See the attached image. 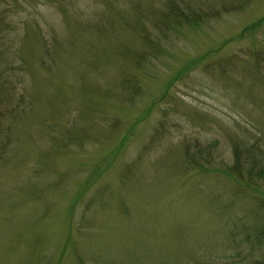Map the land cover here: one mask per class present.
I'll return each instance as SVG.
<instances>
[{"label":"rangeland","instance_id":"374dc122","mask_svg":"<svg viewBox=\"0 0 264 264\" xmlns=\"http://www.w3.org/2000/svg\"><path fill=\"white\" fill-rule=\"evenodd\" d=\"M173 1L1 3L0 264L243 263L264 0Z\"/></svg>","mask_w":264,"mask_h":264},{"label":"trees","instance_id":"16d2710c","mask_svg":"<svg viewBox=\"0 0 264 264\" xmlns=\"http://www.w3.org/2000/svg\"><path fill=\"white\" fill-rule=\"evenodd\" d=\"M6 0H0L1 3ZM167 15H171L175 20H182L186 18L187 13L183 12V9L174 3L173 0H167L166 4ZM0 10V21L2 20V14ZM196 11V10H194ZM219 11V10H217ZM200 12H194L196 17L189 18L193 21H198V15ZM183 17V18H182ZM246 58L244 61H249L251 66L258 72L257 60L264 53V44L259 50H246ZM235 59V57H234ZM222 72V71H221ZM223 73V72H222ZM0 90V96H1ZM7 92V90L5 91ZM0 103L7 104L4 99L0 97ZM2 110V107L0 106ZM4 115V113H3ZM5 116V115H4ZM263 131L256 134L253 138V142L246 144L243 141L237 140L233 143V158L232 169L238 173L245 174L244 186L250 191L248 193L251 196V205L247 214L252 217L249 220L248 217L243 216L237 222L233 223L234 229L238 230L240 238L236 241L235 256L239 257L243 262L242 264H264V138ZM243 142V143H242ZM187 161L190 163L193 158V154L189 151L187 154ZM190 155V156H189ZM203 164V163H200ZM199 164V165H200ZM203 168V167H202ZM243 171V172H242ZM230 233V232H229ZM235 236L233 230H231L230 237ZM228 237V239H230ZM233 239V238H232Z\"/></svg>","mask_w":264,"mask_h":264}]
</instances>
